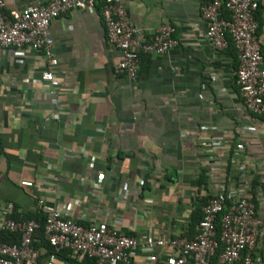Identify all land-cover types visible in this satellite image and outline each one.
Wrapping results in <instances>:
<instances>
[{
    "label": "crops",
    "instance_id": "0c3cea01",
    "mask_svg": "<svg viewBox=\"0 0 264 264\" xmlns=\"http://www.w3.org/2000/svg\"><path fill=\"white\" fill-rule=\"evenodd\" d=\"M4 1L9 14L50 0ZM213 1L125 2L142 39L168 23L178 40L162 55L139 52L134 82L117 72L120 52L107 43L101 1L94 13L51 22V82L41 79L42 52L0 48V223L7 203L19 221L67 205L77 223L166 240L129 256V264H162L177 254L195 198L246 196L264 222V117L239 96L233 46L216 50L205 39L202 11ZM256 17L264 55V0ZM39 251L37 264H92ZM251 258L264 264V226Z\"/></svg>",
    "mask_w": 264,
    "mask_h": 264
},
{
    "label": "built area",
    "instance_id": "2783aa9c",
    "mask_svg": "<svg viewBox=\"0 0 264 264\" xmlns=\"http://www.w3.org/2000/svg\"><path fill=\"white\" fill-rule=\"evenodd\" d=\"M99 1L107 43L120 52L117 72L129 82L136 80L139 52L162 55L178 45L175 31L168 23L161 25L146 40L142 39V31L134 26L126 12L124 4L128 0H50L9 14L5 11V1L0 0V48H28L42 52L46 66L41 79L51 82L52 68L57 64L49 34L51 22L74 10L94 13ZM259 2L216 0L206 5L202 13L207 23L205 39L208 44L216 50L230 46L235 50L234 80L245 109L252 115L264 117V55L256 20ZM103 179L102 174L96 176L95 190L100 189ZM221 196L208 199L202 208L203 218L198 224L197 235L192 240L179 238L174 243L177 254L165 257L162 264H210L217 251L219 264H252L251 254L264 222L257 217L255 204L246 196L231 197L229 204H225ZM42 209L45 212L43 235L54 252L52 260L56 253L68 250L76 259L87 258L94 264H129L133 249L139 247L142 252H152L167 243L150 235L138 242L104 221L77 223L67 205L44 206ZM12 211L11 203L2 209L0 231L17 233L20 238L16 244L0 241V264H37L41 252L33 247V237L39 223L14 220ZM219 214L217 237L215 223Z\"/></svg>",
    "mask_w": 264,
    "mask_h": 264
},
{
    "label": "trees",
    "instance_id": "16d2710c",
    "mask_svg": "<svg viewBox=\"0 0 264 264\" xmlns=\"http://www.w3.org/2000/svg\"><path fill=\"white\" fill-rule=\"evenodd\" d=\"M257 19V17H256ZM257 35H258V29H257ZM205 180L204 178L201 179L200 185H204ZM256 181H253L252 183V188L256 186ZM213 197H219V196H203V197H198L195 198L194 200V210L191 214V217L189 219V222L185 228V230L181 233L180 238H187L189 240L194 239V237L197 235L198 232V224L203 218V213H202V208L203 206L207 203L208 199L213 198ZM225 204H229L231 200L226 196L223 195L221 196ZM12 218L14 216L12 215ZM32 220H35L36 222L39 223V228L35 231L34 237H33V247L36 249H43L45 251V255H53L54 252L52 249L49 247L47 242L44 239L43 235V224H44V219L45 216H38L35 218H30ZM220 219H221V214L217 215L216 223H215V230H216V236L218 237L219 232H220ZM20 238V235L17 233H9L5 231H0V241L8 244H16L18 243ZM67 252L68 254H71L70 251L64 250L59 253H56L54 256H59L60 254ZM84 261H91L90 259L85 258ZM92 264H94L93 261H91ZM210 264H219V251L216 252V254L212 257L210 260ZM238 264H243L242 262H239Z\"/></svg>",
    "mask_w": 264,
    "mask_h": 264
}]
</instances>
